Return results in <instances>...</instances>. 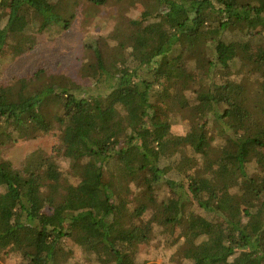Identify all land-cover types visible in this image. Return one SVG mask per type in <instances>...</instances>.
I'll return each instance as SVG.
<instances>
[{"label": "trees", "instance_id": "16d2710c", "mask_svg": "<svg viewBox=\"0 0 264 264\" xmlns=\"http://www.w3.org/2000/svg\"><path fill=\"white\" fill-rule=\"evenodd\" d=\"M88 2L0 0V141L62 149L0 159V264H147L186 238L188 264H264V0ZM109 2L141 5L129 41L84 38L75 75L6 76L27 38ZM231 25L263 34L247 68L205 46Z\"/></svg>", "mask_w": 264, "mask_h": 264}, {"label": "rangeland", "instance_id": "374dc122", "mask_svg": "<svg viewBox=\"0 0 264 264\" xmlns=\"http://www.w3.org/2000/svg\"><path fill=\"white\" fill-rule=\"evenodd\" d=\"M86 4H90L88 0H81V7ZM136 6V8L133 5L125 9L123 11L124 17L118 20L120 13L118 7L115 3L109 2L95 12L82 10L72 23V27L59 38L56 37L53 42L45 38L43 42L33 44L27 38L29 47L16 57L14 63L6 70V76L8 78L26 76L27 73L41 67L55 68L57 66L68 74L75 75L76 70L80 67L79 47L84 38L97 43H100L103 38H108L111 41L120 40L121 38L129 41L132 38L136 28L133 26V21L141 12V5ZM259 33L260 30L255 32L244 31L237 25H231L225 32L213 34L212 37L208 36L206 39L208 43L205 46L212 50V54H214L218 63H225L237 58L240 61L239 67L247 68L249 56L254 53L257 42L263 35ZM211 40H213L212 43ZM201 50L203 51V49ZM176 62L179 61L176 60ZM183 130L185 131L183 135H174L177 142L196 139V136L187 133L189 132L187 128ZM23 141L22 139L18 143L0 141V159L8 161L12 165H17L25 163L29 160V156L38 159L46 157L50 152H57L59 155L62 153L61 146L58 145L53 132H42L35 138L28 139L25 143ZM134 174L137 175L136 172ZM132 188L133 185L130 186L128 191H133ZM127 199H131V192H128L126 200H121V202L128 204ZM85 232L82 231L81 233L85 234ZM91 233L95 234V230L91 229ZM179 251H182L186 256H182L181 252L178 255ZM195 254L191 239L186 238L174 247L160 248L158 258L149 261L147 264H188V257ZM8 261L9 264H18L15 261L13 263L10 257H8Z\"/></svg>", "mask_w": 264, "mask_h": 264}]
</instances>
